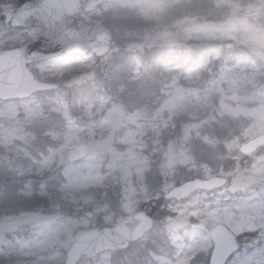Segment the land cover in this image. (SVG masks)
Returning a JSON list of instances; mask_svg holds the SVG:
<instances>
[{"label":"rangeland","instance_id":"rangeland-1","mask_svg":"<svg viewBox=\"0 0 264 264\" xmlns=\"http://www.w3.org/2000/svg\"><path fill=\"white\" fill-rule=\"evenodd\" d=\"M12 1L0 0V11ZM221 7L228 14L218 15ZM81 12L112 31L110 52L32 63L37 79L58 88L0 101V264H61L77 230L140 209L154 220L149 232L78 264H209L218 223L239 245L225 264H264V147L247 157L238 150L264 133V0H83ZM9 32L0 28V44ZM188 40H230L250 53L182 78L166 66L160 76L170 79L156 88L138 55L185 53ZM112 64L109 85L96 84L99 66ZM55 112L57 124L44 127ZM34 126L48 149L30 137ZM79 143L87 156L68 162ZM215 174L227 183L164 198L178 183Z\"/></svg>","mask_w":264,"mask_h":264},{"label":"water","instance_id":"water-1","mask_svg":"<svg viewBox=\"0 0 264 264\" xmlns=\"http://www.w3.org/2000/svg\"><path fill=\"white\" fill-rule=\"evenodd\" d=\"M79 0H31L25 2L12 17L13 25L29 27L33 41L22 47L0 51V99L23 98L38 90L57 87V83L35 78L28 64L43 58L70 54L82 55L88 50L95 55L105 54L111 44V32L99 22H88L76 16ZM264 145V133L243 142L239 150L245 155ZM88 147L80 144L69 150L67 159L83 158ZM226 183L223 176L193 178L171 188L165 198L181 199L196 190H212ZM153 225L143 210L127 214L118 222L101 223L80 229L65 253L62 264H77L82 256L92 258L104 250H119L140 238ZM214 242L210 264H224L237 249L233 233L223 224L210 230ZM264 238V233L261 234Z\"/></svg>","mask_w":264,"mask_h":264},{"label":"trees","instance_id":"trees-1","mask_svg":"<svg viewBox=\"0 0 264 264\" xmlns=\"http://www.w3.org/2000/svg\"><path fill=\"white\" fill-rule=\"evenodd\" d=\"M222 13H224V15L228 14V8L221 7V9L219 8L217 10L218 15L219 14L222 15ZM200 42L201 41H197V40H188L185 45V53H181L183 51L173 50L169 56H166L165 58H161V56L168 51L164 50L165 52H161V51L149 52V50H147L141 52L137 58H140L141 60H143V62H145V69H146L145 71L154 77L153 80H158L159 84H164L165 80L168 81L170 79L169 75H167L164 78L160 76L165 72L164 69L166 66L167 67L172 66L171 67L172 69L170 71L171 75L182 78L183 73H186L189 70L190 71H193L195 69L197 70L198 69L197 67L202 63L203 64L208 63L207 65L208 67H210L211 69H215L220 61H229L234 58L240 59L243 56L244 58H246L245 56H248L247 54L250 53L247 50L243 52H239V50L247 49V48H245V46L243 45H236L230 40L209 41L207 45L204 46ZM120 62L122 63V61H119V64ZM113 66H114L113 64L111 65V67H108V65H106L105 67L104 65L99 66L96 74L97 75L96 84H99V82L105 84L106 81L109 78H111V76L113 75L112 73H115V71L112 70ZM115 69H117V66L115 67ZM206 76L207 75L204 71L199 72V77L201 82H202V78L205 79ZM196 80L199 81L198 78ZM133 81L135 82V80ZM108 85L109 84L107 81V86ZM56 116H60V113L55 112L49 117L46 116V118L42 120L43 122L42 125H44V127H49V128L52 125H56L57 124ZM37 126H34L32 130H30L31 135L29 133L28 134L35 142H41L37 145H38V149L43 151V149H48L49 147L47 145L48 137L47 139L42 138V134H41L42 128ZM223 129H226V127H223ZM34 152L37 151L34 150ZM221 153L222 152L220 151L219 154ZM204 155L206 154L204 153ZM18 159H20L21 161H25L26 157L24 155L19 154ZM226 167L228 166L226 165Z\"/></svg>","mask_w":264,"mask_h":264},{"label":"flooded vegetation","instance_id":"flooded-vegetation-1","mask_svg":"<svg viewBox=\"0 0 264 264\" xmlns=\"http://www.w3.org/2000/svg\"><path fill=\"white\" fill-rule=\"evenodd\" d=\"M28 0H14L13 2V7L5 10L4 12L0 11V28H5L6 30L11 31L9 32L6 36L5 39L2 40V43L0 44V50L3 49H9V48H14V47H19L26 45L30 42H32L33 38L30 34V31L26 27L22 26H14L11 22V18L7 17L8 14L16 12L20 8V6ZM82 1L80 0V7L77 11L78 15L82 16L83 19L92 21L90 20L89 17H87L84 13L81 12V7H82ZM25 31L26 36H20L18 38H14L12 31ZM3 38V37H2ZM13 41V43L11 42Z\"/></svg>","mask_w":264,"mask_h":264}]
</instances>
